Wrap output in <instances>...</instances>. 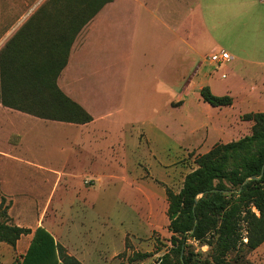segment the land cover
Returning <instances> with one entry per match:
<instances>
[{
  "label": "crops",
  "instance_id": "0c3cea01",
  "mask_svg": "<svg viewBox=\"0 0 264 264\" xmlns=\"http://www.w3.org/2000/svg\"><path fill=\"white\" fill-rule=\"evenodd\" d=\"M8 42L11 56L16 54L19 60L24 58L28 70L39 72H33L29 77L36 82L17 80L6 90L0 87V160L7 164H28L50 172L51 168L36 162L34 155L27 154L29 150L37 151L42 145V135H46L45 142L48 143L50 132L53 135L57 133V137L51 139L53 143L55 140L60 143L62 134L63 143L72 137L70 141L75 145L93 149L90 162L98 163L103 157L105 161L110 158L108 162H112V154L104 156L100 152L98 127L94 124L105 120L122 126L123 106L109 107L98 114L75 88L89 83L83 68L94 62V53L103 51L107 61L106 90L118 102L132 97L140 99L136 93V85L139 84L136 77L140 78L142 73L147 75L143 83L151 86L152 92L161 93L164 89L166 93L169 90L182 97L186 89H194L201 96V89L208 86L212 93L232 98L231 104L212 105L218 108L213 120L195 115L190 118L191 133L195 138L179 143L177 155L172 160L165 159L159 176L154 177L151 173L148 176L158 187L161 182L170 187L179 156H188L189 151L201 147L206 152L216 142L237 139L238 133L249 134L253 121L244 119L243 115L264 111V0H46L34 12L16 21L9 30ZM219 49L228 51L231 58L227 62V73L215 80L213 70L205 71L202 65L212 52ZM47 69L53 70V74L43 75L57 86L55 94L47 92L45 85L39 83L38 74ZM62 97L79 104L91 119L67 121L38 113L43 111L42 102H60ZM177 102L179 104H175ZM183 102L180 99L172 105L179 106ZM40 124L47 128L44 133L39 128L34 136L32 129ZM48 125L55 126L57 130ZM84 129L88 133L86 138L82 137ZM202 129L204 135L196 137L195 132ZM139 133V139L146 136L148 140L145 126L139 129ZM214 134L217 135L215 139ZM36 139H39L38 143H35ZM80 155L70 159L80 160ZM118 163L122 165L121 161ZM1 168L0 163V193L14 196L3 185ZM52 172L59 175L56 177L58 183L64 178L77 177L67 165ZM65 174L68 177H64ZM143 177L147 178L146 173ZM80 191L76 193L77 197L81 195L86 199L87 191ZM157 196L150 195L149 199ZM167 204L168 199V209ZM151 209L147 212V220ZM16 224L32 229L45 226L42 217L34 226ZM147 226H150L149 222ZM48 230L69 248L70 254L87 264L82 250L78 253L67 243L68 235L64 237L57 229L58 239L51 228ZM31 239L32 233H29L22 234L17 240L15 247L21 255L26 252ZM83 247L87 250L86 245ZM96 257L88 263L94 264Z\"/></svg>",
  "mask_w": 264,
  "mask_h": 264
},
{
  "label": "rangeland",
  "instance_id": "374dc122",
  "mask_svg": "<svg viewBox=\"0 0 264 264\" xmlns=\"http://www.w3.org/2000/svg\"><path fill=\"white\" fill-rule=\"evenodd\" d=\"M44 1L46 0H0V51L8 43L9 30L16 21L34 12ZM92 56L94 62L83 68L89 83L75 88L98 114L109 107L123 106L122 126L105 120L94 124L98 127V144L102 149L100 152L104 156L112 154V162H108L110 158L105 161L104 157L98 163L90 162L93 149L75 145L70 141L72 137L63 143L62 134L60 143L57 140L53 143L51 139L53 136L57 137V133L53 135L50 132L48 143L45 142L46 135H42V145L37 151L29 150L27 154L34 155L36 162L51 168V171L28 164H7L0 160L3 185L14 194L5 195L1 191L0 196L4 195V205L10 206V223L34 226L37 219L42 217L45 226L51 228L58 239L57 229L62 231L64 237L69 236L67 243L78 253L83 252L87 264H91L88 262L94 256H97L94 264H149L169 249L171 232L168 229L170 219L166 207L168 185L161 182L158 187L148 176L150 173L154 177L159 176L161 164H165V159L175 158L179 143L190 142L195 138L191 133L192 116L210 117L213 120L218 108L204 102L200 92L194 89H186L182 97L169 90L166 93L164 89L161 93L152 92V87L143 83L147 79L145 73L140 78L136 77L139 80L136 93L141 96L140 99L132 97L128 101L118 102L107 92L105 86L106 53L103 51ZM228 66L229 63L212 65L206 60L202 69L213 70V77L218 80L223 73H227ZM178 86L180 89L179 80ZM180 99L184 100L182 105H172V102ZM142 126H145L148 140L145 139L146 136L139 139V129ZM48 127L57 130L55 126ZM39 128L44 133L47 126L36 125L32 129L34 136ZM195 134L200 138L204 135V130L196 131ZM87 135L84 129L82 137L86 138ZM243 135L245 133L236 134L238 138ZM213 136L215 139L217 135ZM38 141L36 139L35 143ZM203 152V147L195 148L189 151L188 156L178 157L175 163L177 171L170 185L173 190L178 191L182 187L185 175L197 166L194 157ZM78 155L81 156L80 160L70 159ZM120 161L122 165H119ZM65 165L77 177L65 174L64 177L68 178L63 181L61 179L62 182L58 183L56 177L59 175L52 171ZM145 173L147 178L143 177ZM66 182L69 184L66 185ZM83 190L87 191L86 199L76 195ZM153 194L158 196L151 201L149 196ZM152 206L154 209H151ZM149 209L152 211L147 220ZM244 225L242 222V226ZM244 241H247L245 234ZM192 243L201 259H210V246L207 243ZM83 245H86L87 250ZM68 249L66 248L69 253ZM239 250L229 255L228 264H264V242L254 249L242 245ZM137 252L151 255L144 260H132ZM20 259L21 254L14 245L0 241V264H18Z\"/></svg>",
  "mask_w": 264,
  "mask_h": 264
},
{
  "label": "trees",
  "instance_id": "16d2710c",
  "mask_svg": "<svg viewBox=\"0 0 264 264\" xmlns=\"http://www.w3.org/2000/svg\"><path fill=\"white\" fill-rule=\"evenodd\" d=\"M33 72L39 71L28 70L24 58L11 56L8 42L0 52V87L6 90L17 80L36 82L29 79ZM48 73L52 75L53 70L38 74L39 83L55 94L57 86L44 78L43 74ZM201 96L214 106L232 103L230 96L216 95L208 86L201 89ZM41 108L43 111L37 110L38 113L52 119H91L85 109L67 97L60 102H42ZM243 118L253 121L249 134L216 142L195 157L197 167L185 175L178 192L166 187L171 246L149 264H228L229 255L239 252L242 245L254 249L264 242V111L245 113ZM5 200L0 196V241L15 246L22 234L32 233L18 264H84L68 253L45 226L32 229L10 223ZM192 241L207 243L210 259H201ZM150 255L137 252L132 260H144Z\"/></svg>",
  "mask_w": 264,
  "mask_h": 264
},
{
  "label": "built area",
  "instance_id": "2783aa9c",
  "mask_svg": "<svg viewBox=\"0 0 264 264\" xmlns=\"http://www.w3.org/2000/svg\"><path fill=\"white\" fill-rule=\"evenodd\" d=\"M231 58V54L225 49H219L217 51L212 52L208 56V60L212 64H224L227 63ZM225 74H223L224 76Z\"/></svg>",
  "mask_w": 264,
  "mask_h": 264
},
{
  "label": "water",
  "instance_id": "95a60500",
  "mask_svg": "<svg viewBox=\"0 0 264 264\" xmlns=\"http://www.w3.org/2000/svg\"><path fill=\"white\" fill-rule=\"evenodd\" d=\"M174 216H176V214H174Z\"/></svg>",
  "mask_w": 264,
  "mask_h": 264
}]
</instances>
